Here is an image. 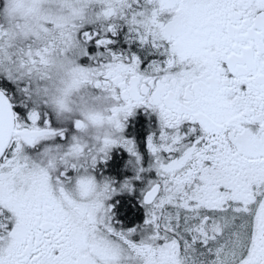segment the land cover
Listing matches in <instances>:
<instances>
[{
  "label": "snow or ice",
  "instance_id": "snow-or-ice-1",
  "mask_svg": "<svg viewBox=\"0 0 264 264\" xmlns=\"http://www.w3.org/2000/svg\"><path fill=\"white\" fill-rule=\"evenodd\" d=\"M0 0V264H264V0Z\"/></svg>",
  "mask_w": 264,
  "mask_h": 264
},
{
  "label": "rangeland",
  "instance_id": "rangeland-1",
  "mask_svg": "<svg viewBox=\"0 0 264 264\" xmlns=\"http://www.w3.org/2000/svg\"><path fill=\"white\" fill-rule=\"evenodd\" d=\"M22 8V15H27L31 8L42 7L45 4V0H19Z\"/></svg>",
  "mask_w": 264,
  "mask_h": 264
}]
</instances>
